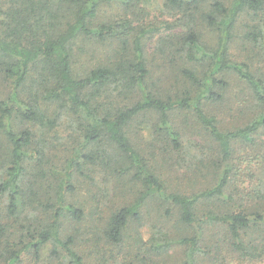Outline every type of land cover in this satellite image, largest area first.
<instances>
[{"label":"trees","instance_id":"16d2710c","mask_svg":"<svg viewBox=\"0 0 264 264\" xmlns=\"http://www.w3.org/2000/svg\"><path fill=\"white\" fill-rule=\"evenodd\" d=\"M104 1L3 0L0 6L5 15L0 79L9 89L0 99V203L6 200L0 207V264H23L26 255L40 260L45 250L49 264H155L149 258L176 249L179 264L261 262L264 192L249 206L250 194L230 189L245 173L234 162V142L254 143L264 129V72L237 62L231 51L242 20L252 23L244 39L254 44L264 39L259 28L264 0H164L175 13L164 28L124 19L97 23ZM135 1L128 0L125 9L134 8ZM156 36L160 54L172 59L176 81L183 83L166 97L155 91L146 53L147 37ZM87 40L99 42L104 57L79 72L76 48ZM229 74L248 86L259 115L245 127L224 131L206 110L224 100ZM175 111L193 113L216 144L203 167L211 183L190 193L172 189L163 172L166 157L146 156L128 135L138 118L155 115V142L164 154L179 153L183 136ZM65 120L71 121L77 147L66 162L68 172L53 184L45 168L47 148L34 142L33 131L54 132ZM88 167L129 179L134 189L132 201L100 222L96 208L95 218L73 199L76 173ZM148 207L163 218L145 243L139 228ZM133 230L135 237L128 238ZM82 245L91 254L80 250Z\"/></svg>","mask_w":264,"mask_h":264},{"label":"rangeland","instance_id":"374dc122","mask_svg":"<svg viewBox=\"0 0 264 264\" xmlns=\"http://www.w3.org/2000/svg\"><path fill=\"white\" fill-rule=\"evenodd\" d=\"M127 1L105 0L101 4L96 22L105 23L124 19L138 25L145 24L149 27L164 28L166 22L175 20V13L166 8L164 0H136L134 8L126 10L125 4ZM2 2L3 0H0V6ZM2 19H5V15L0 13V20ZM247 24H252L250 19L240 22L239 37L231 51L232 58L237 62L248 64L250 62L254 71L261 70V72H264V39L260 44H254L244 39L243 35L247 32ZM259 28L264 30V25H260ZM161 35L165 36V31ZM159 36L154 37L152 40L147 37L146 53L148 62L152 66V80L156 82L155 84L152 82L155 91L166 97L173 94L176 88H179L178 90L182 89L183 83H177L176 81H180V78H177L176 71L170 66L172 59H167L160 54L164 51L159 50L161 48ZM103 49L104 47H101V44L96 40L90 42L87 40L82 43L79 41L75 55L76 70L86 72L93 69L100 60H103ZM253 56H256V58H253ZM251 57L252 60H250ZM0 75L2 77L1 73ZM226 77L229 87L224 92V100L221 103L211 104L206 111L209 116L217 119L222 130L232 131L253 122L259 115V107L251 97L245 82L233 74ZM7 94H9L8 86L1 78L0 99L5 98ZM174 118L176 129L183 136V149L177 154H164L162 152L163 145L159 146V143L155 142L154 127L158 123V117L155 115L138 118L128 130V135L134 144H139L142 150L146 151V156L156 155L162 161L163 156L166 157V161H163V172L165 176H169L170 186L174 190L190 193L199 190L202 186L207 185L206 183H211V179L205 180L203 167H205L204 163L208 162V157H210L208 154L211 155L209 152L216 147V144L193 113L175 111ZM70 124V120H65L61 127L54 132H46L40 129L33 131L35 135L34 142L47 148L45 168L49 174L51 173L50 176L54 178L50 179L53 184L57 182V179L62 180L64 174L68 172L66 162L71 158L73 150L77 147L72 140L74 130ZM253 140L254 143L238 140L233 144L234 162L237 166L240 164L241 171L245 170V173L241 182L239 181L242 178L241 175L238 179H234L230 189L250 194L249 198H245L249 203L244 201L249 206L257 204L262 196L260 191L264 192V129H260L258 134L254 135ZM249 171L250 173H248ZM76 178L73 183L71 180L75 191L73 199L77 203L79 202V205L83 207L89 216L92 214V217L95 218L98 216L94 211V208H96L98 213H101L97 222L110 215L114 209L133 199L134 189L129 179L122 178L123 180H119L118 177H111L94 167H88L80 174L76 173ZM52 183L47 185L50 187ZM262 199H264V194ZM5 205L6 200H3L0 207L4 209ZM142 214L145 216V223L144 226L139 228V233L146 243L155 233L153 225H159L160 227L163 217H158L154 207H148L143 210ZM175 223L176 220H173L172 224ZM128 235V238L133 239L135 237L134 230ZM83 246L80 247V250L86 252L85 254H91V251ZM120 251L118 247L115 248V253ZM45 252L46 254L40 260H35L32 255H26L23 264H49V254L46 250ZM126 253L127 249L125 248L121 256L126 255ZM149 259L151 261L155 260V264H179L182 260L179 249L173 250L170 255L164 258ZM228 264L237 263L229 262ZM257 264H264V260Z\"/></svg>","mask_w":264,"mask_h":264}]
</instances>
